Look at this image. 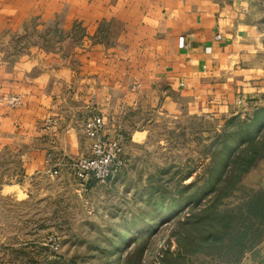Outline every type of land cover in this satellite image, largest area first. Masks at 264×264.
I'll return each mask as SVG.
<instances>
[{
	"label": "crops",
	"instance_id": "1",
	"mask_svg": "<svg viewBox=\"0 0 264 264\" xmlns=\"http://www.w3.org/2000/svg\"><path fill=\"white\" fill-rule=\"evenodd\" d=\"M248 7L244 0H0V38L34 21L82 31L67 53L36 48L13 61L0 57V99L21 100L0 102V197L33 196L51 162L72 174L68 164L91 154L85 122L95 114L179 117L250 102L264 91V36Z\"/></svg>",
	"mask_w": 264,
	"mask_h": 264
},
{
	"label": "rangeland",
	"instance_id": "2",
	"mask_svg": "<svg viewBox=\"0 0 264 264\" xmlns=\"http://www.w3.org/2000/svg\"><path fill=\"white\" fill-rule=\"evenodd\" d=\"M244 1L264 36V0ZM81 35L78 28L64 31L58 21L30 22L0 38V57L13 61L36 48L67 53ZM239 105L179 117L126 109L102 113L110 134L123 143V168L104 182H82L66 169L52 174L61 162H51L33 196H1L0 264H163L167 250L179 251V223L193 214L198 221L209 208L231 215L226 230L211 242L205 238L183 262L264 264V144L249 143L255 135L264 143V117L258 114L264 91ZM133 130L142 131L134 140ZM256 147L246 161L252 167L229 196L201 190L208 181L231 177L237 151Z\"/></svg>",
	"mask_w": 264,
	"mask_h": 264
},
{
	"label": "trees",
	"instance_id": "3",
	"mask_svg": "<svg viewBox=\"0 0 264 264\" xmlns=\"http://www.w3.org/2000/svg\"><path fill=\"white\" fill-rule=\"evenodd\" d=\"M260 111L261 112H258V114L261 113L264 117V107L260 108ZM254 119L256 120V116ZM257 137V135L253 136L249 143L255 144V146L257 144L263 145L264 143L258 140ZM257 148L258 147L254 150L255 152H248L246 151L248 149L245 148L241 151H237L234 158L238 161L233 162L231 164V169L228 171L231 173V177L220 178L216 182L208 181L201 187V190L205 189L206 192L216 193L218 197L229 196L231 192H233L236 185L240 182L241 176L252 167L251 162L246 161H250L251 157L256 153V151H258ZM245 152L248 153L246 154ZM224 172H227V168H224L222 174ZM237 176L239 180L235 179ZM200 214L203 217L198 221H195L196 215L193 214V216H187L185 221L179 223V228L174 234L179 251L174 253L167 250L161 259L163 264H186V262H183L185 257L200 251L202 242L205 238L211 242L212 240L217 239L214 237H217L216 235L218 233L223 234L225 232V222L228 223L229 217H231V215L227 212H220L211 208L202 210ZM202 220L203 226L200 230H197L196 224L201 223Z\"/></svg>",
	"mask_w": 264,
	"mask_h": 264
},
{
	"label": "built area",
	"instance_id": "4",
	"mask_svg": "<svg viewBox=\"0 0 264 264\" xmlns=\"http://www.w3.org/2000/svg\"><path fill=\"white\" fill-rule=\"evenodd\" d=\"M180 42L184 46L183 38ZM0 102L16 106L21 100L16 95H8L1 98ZM85 133L92 140L91 154L70 162L69 167L74 176L82 182L91 179L101 182L109 180L126 163L122 141L110 134L103 114H95L86 120ZM58 173V169L52 170V174Z\"/></svg>",
	"mask_w": 264,
	"mask_h": 264
}]
</instances>
